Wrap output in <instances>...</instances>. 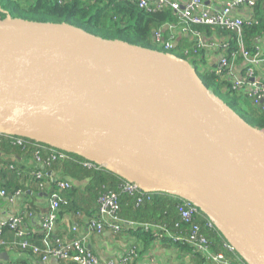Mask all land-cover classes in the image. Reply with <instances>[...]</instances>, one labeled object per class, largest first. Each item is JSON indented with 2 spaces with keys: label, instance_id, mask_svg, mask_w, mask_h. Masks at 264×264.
Instances as JSON below:
<instances>
[{
  "label": "water",
  "instance_id": "1",
  "mask_svg": "<svg viewBox=\"0 0 264 264\" xmlns=\"http://www.w3.org/2000/svg\"><path fill=\"white\" fill-rule=\"evenodd\" d=\"M0 134L73 151L190 202L264 264V131L185 62L70 25L0 22Z\"/></svg>",
  "mask_w": 264,
  "mask_h": 264
},
{
  "label": "trees",
  "instance_id": "2",
  "mask_svg": "<svg viewBox=\"0 0 264 264\" xmlns=\"http://www.w3.org/2000/svg\"><path fill=\"white\" fill-rule=\"evenodd\" d=\"M252 18L254 22L245 24L241 35V40L249 53H254L263 41L264 0H256ZM17 20L70 25L102 39L122 41L130 45L165 53L189 64L196 71L209 93L220 99L247 124L259 131H264V110L255 105L253 100L247 97V94L239 93L233 89L229 82L220 80L212 72L214 68L199 72L200 66L207 64L208 51L201 49L197 54H194L195 39L193 41L189 39L176 41L173 30L179 27L184 33L182 30L184 24L180 20L179 14L170 7L160 11H147L140 8L134 0H0V22ZM193 30L209 40L215 38L220 44L227 42L229 49L226 54L230 56L233 52L239 53L236 64L238 62L243 63L244 57L240 54L241 48L239 46L240 37L236 32L222 27L204 25L193 26ZM158 32H160L162 37L161 42H157L155 39V34ZM171 41L173 42V47L170 50H166L165 44ZM187 53L189 54L187 55ZM215 53L217 55L221 52L216 51ZM13 138V136H0V149L28 151L35 156V159L39 157L43 160H48L51 157L52 150H58L67 155V159L57 158L51 162L47 171L52 172L57 165L62 164L63 171L72 179L78 181L90 179L84 191H80L79 188L62 190V201L60 203V209L63 207L68 210L73 208L77 217L84 215L90 217L88 226L91 223L102 220L100 199L107 194H115L118 205L116 210L117 218L124 222L137 224L139 227L135 230L125 228L122 232H114L108 228L105 231L109 230L116 235L123 232H131L139 237L148 238V242L156 240L159 232L158 230H146L141 225L163 227L173 236L181 238H189L195 233L197 238L207 240L208 250L211 254L222 255L224 258L222 262H218L203 256L186 242H177L175 244L183 250L190 248L194 257L198 258L199 264H251L239 249H229L230 241L228 237L201 210L198 209L192 215L190 221H185L182 217V212L191 207L185 200L167 194L154 193L153 195H147L141 192L126 191L124 178L108 169L85 166L84 164L89 161L73 151L60 149L54 145L31 138L26 139L23 144H17ZM44 181L48 183L49 178L46 176ZM60 181L66 180L53 181L48 183L45 188H41L38 184V188L44 191L50 186L51 192L49 196H51L55 192L60 191V187L57 184ZM15 193L18 194L20 192L16 191ZM65 193H68L71 197L74 196L73 202ZM6 195L8 194L6 193ZM81 195H88V201L85 206L81 204ZM90 203L94 204V209L93 206L90 207ZM72 204L81 205V208H74ZM22 216L27 224L28 219L33 217V212L30 211L27 215ZM194 227H197L198 230L194 231ZM73 233L72 237L67 239L56 238L53 232L51 239H49L50 245L54 247L57 240L74 241L79 239V232ZM5 236L9 237L6 241L9 242L8 245L12 250L30 257H36L40 263L46 256L44 253L34 254L32 250L34 247L41 252L46 250L44 243L46 235L44 232H40V235L36 236L28 234L24 239H20L16 237L14 230L5 227L0 236V252L4 249L2 245L5 243L1 244V242L4 241ZM23 240H26L28 247L22 246L23 242L21 241ZM163 242H170V240L164 237ZM87 251L94 254L89 249ZM130 251L138 254L139 250L137 247H132ZM135 260L127 264H132ZM15 264L26 263L22 260Z\"/></svg>",
  "mask_w": 264,
  "mask_h": 264
},
{
  "label": "built area",
  "instance_id": "3",
  "mask_svg": "<svg viewBox=\"0 0 264 264\" xmlns=\"http://www.w3.org/2000/svg\"><path fill=\"white\" fill-rule=\"evenodd\" d=\"M130 1V0H127ZM138 3L139 7L147 11H160L164 8L170 7L177 14L184 24L182 28L184 33L192 36L196 40L194 45L193 53L197 54L199 50L205 49L208 52L215 53L220 51V54H217L219 57L218 65L213 69V73L219 77L222 81L229 82L233 89L239 93L247 94L249 99L253 100L255 105H258L264 110V78L259 79L256 76V69L261 65H264V50L260 47L256 48L254 53H249L246 51L243 41L241 40V35L245 24H250L254 22V19L251 18L248 21H244L240 18L234 17L232 12L236 9L247 7L253 12L256 6V0H229L226 2L220 10H215L214 8L206 6V0H189L183 7L177 3L168 0H134ZM211 26V27H222L236 32L239 37V46L241 48L240 54L244 57V63H247L246 71L241 77L235 73V67L237 66L236 60L239 53L233 52L230 56L226 54L229 49V44L227 42L219 43L218 40L210 41L208 43L203 42L204 36L200 35L197 32H194L193 26ZM155 39L157 42L162 41L160 32L155 34ZM173 47V42H168L165 44V49L170 50ZM189 53H187L188 55ZM216 54V53H215ZM2 137L3 135L0 134ZM17 144H23L26 141L24 138L14 137L13 138ZM60 159H67V155L61 153L58 150H52L51 157L48 160L36 158L37 163L42 166L43 170L38 169L32 175L35 181L39 184L41 188H45L48 183H51V178L46 174L48 166L51 165V162ZM85 166L89 168H104L107 169L105 163L96 164L91 161L86 162ZM46 176L49 178L48 183L44 180ZM125 180V190L129 192H141L142 194L153 195L147 191L142 184L139 182L124 179ZM60 191L55 192L50 196V209L41 222L40 232L45 233L44 243L46 245V250L41 252L38 248L34 247L32 250L34 254L44 253L46 256L42 259L41 264H48L47 261L50 258H56L59 261H70L74 264H98V259L94 254H91L87 251V237L80 235L79 239L74 241H56V244L53 246L50 245L49 239L55 230L56 224L58 222V214L60 211L61 191L68 190L72 186L68 182H58ZM1 196H6L5 191L0 190ZM101 205V217L102 220L98 222L91 223L88 226V229L101 235L106 228L114 232H122L125 228L128 230H135L139 226L134 223L124 222L117 218L116 210L118 209L117 197L115 194H107L100 199ZM187 202V201H186ZM191 207L182 212V217L185 221H190L192 215L198 210V207L194 204L187 202ZM31 216V215H29ZM5 227L14 230L16 237L24 239L27 237L28 233L25 227L24 217L22 215L13 216L10 218L0 217V236ZM146 230H158L159 233L156 241H163L164 237H167L171 244L175 245L177 242H186L189 246L193 247L195 251L200 252L203 256L208 259H213L218 262L224 260L222 255H213L209 252L207 246V240L204 238H197L196 234L193 233L189 238L175 237L165 228L159 226H150V225H141ZM198 228L194 227V231H197ZM73 232L78 233V228L74 227ZM164 233V234H162ZM229 246L230 250L239 249L234 242L231 240ZM22 246L25 248L28 247L26 240L21 241ZM239 251H241L239 249ZM138 257V254H135L134 251H128L125 257L118 264H127L135 260Z\"/></svg>",
  "mask_w": 264,
  "mask_h": 264
},
{
  "label": "crops",
  "instance_id": "4",
  "mask_svg": "<svg viewBox=\"0 0 264 264\" xmlns=\"http://www.w3.org/2000/svg\"><path fill=\"white\" fill-rule=\"evenodd\" d=\"M168 1L177 2L183 7L189 0ZM228 1L229 0H206L205 4L215 10H220ZM232 14L234 17L240 18L244 21H248L253 17V12L247 7L236 9ZM173 35L177 42L182 39L193 41L192 36L182 33L179 27H176L175 30H173ZM260 47L264 50V36L263 41L260 43ZM218 62L219 57L213 52H208L206 57L207 64L201 65L200 69L202 71L210 70L215 68L218 65ZM246 67L247 63L238 62L234 71L237 75L242 77L246 71ZM256 76L259 79L264 78V65H261L256 69ZM38 169L43 170L42 166L37 163L35 156L32 153L28 151L23 152L21 150L13 151L0 149V190H4L8 194L6 196L0 195V217L10 218L17 215H27L32 211L33 217L28 219L27 224L25 223V227L27 226V233L31 236L40 235L42 219L44 214L50 209V186L44 191L39 190L38 183L32 175ZM46 173L49 178H51V182H56L60 179L66 180L71 184V189L79 188L80 191H84L90 182V179L78 181L67 176L63 171L62 164L57 165L54 171H47ZM16 191H19L20 193L16 194ZM68 193H65V195L70 197L73 202L74 196L71 197ZM81 198V204L82 206H85L88 201V195H81ZM72 206H74V208H81V205L78 204H72ZM92 206L94 209V204L90 203V207ZM89 220L90 217L85 215L77 217L73 208L68 210L63 207L59 211L58 222L53 235L56 238L68 239L69 237H72L73 227H77L79 234L87 237L86 248L96 255L98 264H118L132 247H137L139 250L138 258L132 264H199L198 258L194 257L190 248L183 250L170 242H159L156 240L148 242V238H144L143 236L139 237L131 232H123L116 235L107 230L101 235H98L89 231ZM7 238L9 237L5 236L4 241L1 242V244H5L2 245L4 246V249L0 252V254L6 253L7 258L0 259V264H15L22 260L26 264H41L36 257H30L26 254H21L10 249L8 245L9 242L6 241ZM59 264L74 263L59 261Z\"/></svg>",
  "mask_w": 264,
  "mask_h": 264
},
{
  "label": "rangeland",
  "instance_id": "5",
  "mask_svg": "<svg viewBox=\"0 0 264 264\" xmlns=\"http://www.w3.org/2000/svg\"><path fill=\"white\" fill-rule=\"evenodd\" d=\"M201 71V69L199 68V72Z\"/></svg>",
  "mask_w": 264,
  "mask_h": 264
}]
</instances>
